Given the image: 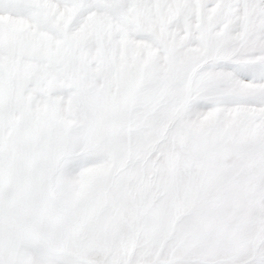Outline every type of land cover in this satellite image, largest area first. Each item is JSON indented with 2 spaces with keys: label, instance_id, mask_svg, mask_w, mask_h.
<instances>
[{
  "label": "snow or ice",
  "instance_id": "1",
  "mask_svg": "<svg viewBox=\"0 0 264 264\" xmlns=\"http://www.w3.org/2000/svg\"><path fill=\"white\" fill-rule=\"evenodd\" d=\"M0 264H264V0H0Z\"/></svg>",
  "mask_w": 264,
  "mask_h": 264
}]
</instances>
